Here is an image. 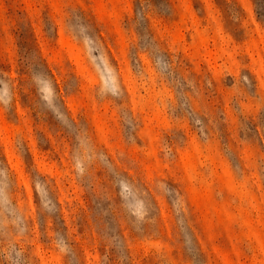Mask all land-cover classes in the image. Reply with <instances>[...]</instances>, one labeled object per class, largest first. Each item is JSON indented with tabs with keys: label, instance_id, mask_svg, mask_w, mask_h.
Returning <instances> with one entry per match:
<instances>
[{
	"label": "rangeland",
	"instance_id": "obj_1",
	"mask_svg": "<svg viewBox=\"0 0 264 264\" xmlns=\"http://www.w3.org/2000/svg\"><path fill=\"white\" fill-rule=\"evenodd\" d=\"M0 264H264V0H0Z\"/></svg>",
	"mask_w": 264,
	"mask_h": 264
}]
</instances>
